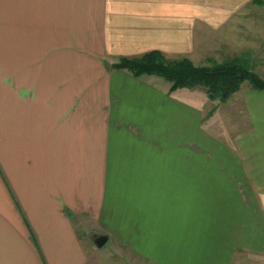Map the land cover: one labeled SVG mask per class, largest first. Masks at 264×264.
Returning <instances> with one entry per match:
<instances>
[{
    "label": "crops",
    "instance_id": "obj_1",
    "mask_svg": "<svg viewBox=\"0 0 264 264\" xmlns=\"http://www.w3.org/2000/svg\"><path fill=\"white\" fill-rule=\"evenodd\" d=\"M261 6L0 0V264H264V90L219 102L110 66L242 56L261 76Z\"/></svg>",
    "mask_w": 264,
    "mask_h": 264
},
{
    "label": "trees",
    "instance_id": "obj_2",
    "mask_svg": "<svg viewBox=\"0 0 264 264\" xmlns=\"http://www.w3.org/2000/svg\"><path fill=\"white\" fill-rule=\"evenodd\" d=\"M263 1V0H260ZM135 77L157 75L170 83V90L202 87L211 100L227 101L241 83L264 90V78L250 70L245 58L231 57L211 66L194 64L188 58L168 59L159 51H148L137 57H120L110 64Z\"/></svg>",
    "mask_w": 264,
    "mask_h": 264
},
{
    "label": "rangeland",
    "instance_id": "obj_3",
    "mask_svg": "<svg viewBox=\"0 0 264 264\" xmlns=\"http://www.w3.org/2000/svg\"><path fill=\"white\" fill-rule=\"evenodd\" d=\"M262 7V6H261ZM258 8H259V5H258ZM260 15L261 16H264V6L262 7V9H261V13H260ZM261 31L259 32H256L255 34H259L260 36H261V38L263 39V37H264V24H261ZM258 28H259V26H256V30H258ZM254 34V35H255ZM247 39H248V42L250 43V44H253V38H252V35H250V34H248V36H247ZM257 73H260V72H257ZM261 77H263L264 78V69L262 70V75H261ZM160 79L161 80H163L164 82H166L164 79H162L161 77H160ZM201 88V89H200ZM199 89L200 90H204L202 87H200ZM200 93V92H199ZM93 236H94V234H91V237L93 238ZM108 248H110V243L109 242H106L102 247H100L99 248V250H103V251H109L108 250ZM109 253V252H108ZM113 255L115 254V253H112Z\"/></svg>",
    "mask_w": 264,
    "mask_h": 264
},
{
    "label": "water",
    "instance_id": "obj_4",
    "mask_svg": "<svg viewBox=\"0 0 264 264\" xmlns=\"http://www.w3.org/2000/svg\"><path fill=\"white\" fill-rule=\"evenodd\" d=\"M108 240L105 234H95L93 237V243L96 247H102Z\"/></svg>",
    "mask_w": 264,
    "mask_h": 264
}]
</instances>
